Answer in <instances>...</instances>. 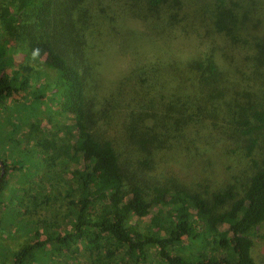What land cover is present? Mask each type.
Returning a JSON list of instances; mask_svg holds the SVG:
<instances>
[{
  "label": "trees",
  "instance_id": "1",
  "mask_svg": "<svg viewBox=\"0 0 264 264\" xmlns=\"http://www.w3.org/2000/svg\"><path fill=\"white\" fill-rule=\"evenodd\" d=\"M0 41L8 263L264 264V0H0Z\"/></svg>",
  "mask_w": 264,
  "mask_h": 264
},
{
  "label": "rangeland",
  "instance_id": "2",
  "mask_svg": "<svg viewBox=\"0 0 264 264\" xmlns=\"http://www.w3.org/2000/svg\"><path fill=\"white\" fill-rule=\"evenodd\" d=\"M3 49V45L1 44V41H0V53ZM2 54V53H1ZM16 62L21 63V62H24L23 59H21V54H15L14 57H13V64H17ZM32 67L34 68H37L33 65H31ZM30 78V92H31V98H30V102L22 105L20 108H21V111L24 113V116L28 117L30 116L34 122H36V124L38 125L39 122H40V115L37 113L40 110L42 111H45L44 113L46 114L49 110H56L54 111V113L56 115H58V95L56 94L55 95V99L52 97L51 93H52V87L54 86V81H50V79L48 78H45V73L43 72V70H40V72H38V76L37 77H33L32 75L29 76ZM49 82V87L47 86V88L45 89V97L41 96V92L44 91V88L41 87L42 86H45L47 85ZM46 87V86H45ZM53 102V104L51 105V102L50 100ZM55 100V102H54ZM63 104H64V100H63ZM68 107V106H67ZM2 110L0 109V121H2L4 124L5 123H8V116L7 115H2L1 114ZM38 115V116H36ZM30 121H27L26 125L25 126H22V128L20 127V130H21V133L25 132L27 129V127L29 125H27ZM36 124L35 125H32V128L35 130L36 128ZM42 124V123H41ZM40 124V126H41ZM12 126V129H13V133H10V137L12 140H15L17 139L20 135L18 134V131L17 128L19 127V125H16L15 123L14 124H11ZM18 126V127H17ZM3 132L6 130H8V128L5 129V127H0V131ZM1 133V132H0ZM5 133V132H4ZM29 149V148H28ZM9 151V150H8ZM7 152V151H6ZM10 152V151H9ZM19 153V152H18ZM17 152H12V154L15 156L18 155ZM8 154V152H7ZM20 158L23 159V162L25 165H29V162L33 161L29 158L27 159H24V157L19 154L18 155ZM26 162V163H25ZM11 178L13 179H9V186L12 188V187H16L17 184H20V182L22 181L20 179V176L18 175H12ZM19 192H16V194L12 195V199L17 201L19 203V195H18ZM52 197V196H51ZM55 199H56V194L55 196H53ZM53 199V202L51 203V207H49L48 209V214L51 216V217H54V218H61V220L63 218H65L66 216V210L63 209V207L61 206L60 207V203H58L59 201L58 200H55ZM7 200V199H6ZM13 206L12 205H9L8 203H6V205L2 206V208L0 207V263L5 261L7 262L6 264H10L8 263L7 261V258L5 256H9V252L13 249H15L16 247H18V245L21 243V237H16V238H11L9 236L6 235V232L5 230H7L8 232H13L14 231V226L12 224V221L14 220V209L12 208ZM31 210H33V208H30L29 209V212H31ZM37 210V208H36ZM141 212H146V215H148L147 217L150 218L152 217L153 215L151 214V210H148V209H142ZM152 219H154V216L152 217ZM143 223V222H142ZM68 226L65 225V228H67ZM16 229V228H15ZM223 231V230H222ZM221 231V232H222ZM17 232V231H15ZM8 234V233H7ZM18 235V234H17ZM203 239V238H202ZM199 250L202 249V252H204L206 249H209V246H207V244H205V240H200L199 241ZM258 250L259 252H263L264 251V244H261L259 247H258ZM196 252V251H195ZM204 254H208L209 255V251H205ZM212 254V253H211ZM11 257V255H10ZM27 264H43L41 261H35V260H32V259H29L27 261Z\"/></svg>",
  "mask_w": 264,
  "mask_h": 264
}]
</instances>
